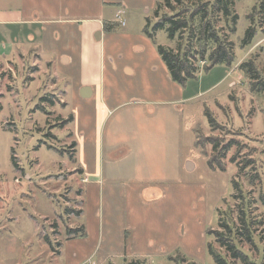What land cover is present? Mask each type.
Masks as SVG:
<instances>
[{
    "label": "rangeland",
    "instance_id": "374dc122",
    "mask_svg": "<svg viewBox=\"0 0 264 264\" xmlns=\"http://www.w3.org/2000/svg\"><path fill=\"white\" fill-rule=\"evenodd\" d=\"M259 1L240 0L235 4L239 19L234 34L228 20H220L217 25L236 47L232 68L217 66L206 73L202 72L206 63L201 62L198 79L186 85L188 101L177 105L184 126V165L193 161L195 170L183 173L182 190L168 186L171 190L163 201L164 217L148 222V229L154 231L143 229L144 222L136 232L131 230L132 236H139L138 242L147 254L137 258L130 253L115 254L104 264H215L209 253L212 243L229 264H243L233 261L225 248L215 244V235L210 234L214 230L226 232L220 227L225 221L240 223V200L234 199L236 182L248 193V215L254 221V243L240 237L241 250L254 263L264 264V91H254L251 81L238 69L242 62L256 60L264 81V15L252 12ZM123 6L114 3L108 8L117 10L116 14L124 12L122 17L131 29L128 33L141 32L156 51L157 45L176 49L177 41L169 40L164 31L157 33V45L145 35L147 19L152 25L157 21L154 9L149 13L141 9L125 11ZM140 24H144L142 29ZM251 24L258 34L251 47L241 49L240 42ZM115 28L120 32L124 29L121 25ZM3 46L0 52L4 51ZM30 60L27 56L24 63ZM28 67L24 72L16 65L6 64L0 54V264H66L64 256L55 250L64 243L69 227L86 229L88 224L87 214H76L88 203L87 198L79 196L86 186L79 172V153H75L78 137L74 113L61 102L57 90L48 86L49 73L44 70V74L35 76L32 63ZM206 110L221 128H210ZM198 137L200 146L206 147L211 156L212 146L208 142L203 145L207 138H217L223 144L236 140L241 149L237 153L239 148L233 147L221 160L225 172L212 171L207 158L195 148ZM234 155L236 163L231 162ZM247 159H254L255 164L242 170ZM98 188L97 201L91 208V221L98 225V232L91 233L88 247L93 249L91 261L95 263L107 249L110 235L105 243V212L101 187ZM178 211L180 216L175 219ZM120 222L117 218L113 223L117 230ZM112 235L114 239L118 236ZM131 239L127 241L131 243ZM153 242L163 248L162 254H156L159 246L150 249Z\"/></svg>",
    "mask_w": 264,
    "mask_h": 264
},
{
    "label": "crops",
    "instance_id": "0c3cea01",
    "mask_svg": "<svg viewBox=\"0 0 264 264\" xmlns=\"http://www.w3.org/2000/svg\"><path fill=\"white\" fill-rule=\"evenodd\" d=\"M159 1L0 0L2 58L24 72L32 63L35 76L46 70L48 86L74 113L75 153L86 186L79 196L88 203L76 214H87L88 224L87 237H72L68 230L81 226L69 227L64 243L55 250L66 264H104L115 254L145 256L139 236H132V231L139 230L142 222L143 229L154 231L148 229V222L164 217L168 186L182 190L183 173L195 170L193 161L184 165V126L177 107L188 101L187 88L171 80L155 47L141 32L128 33L131 29L117 20V10L108 8L115 3L124 5L125 11L149 13ZM116 25L124 29L120 32ZM27 56L31 60L24 63ZM98 187L105 243L110 235L107 249L95 263L88 247L91 233L98 232L91 221ZM179 216L178 211L175 219ZM117 218L119 230L113 224ZM113 233L118 234L115 239ZM157 247L156 254H162L159 243L153 242L150 249Z\"/></svg>",
    "mask_w": 264,
    "mask_h": 264
},
{
    "label": "trees",
    "instance_id": "16d2710c",
    "mask_svg": "<svg viewBox=\"0 0 264 264\" xmlns=\"http://www.w3.org/2000/svg\"><path fill=\"white\" fill-rule=\"evenodd\" d=\"M196 1L193 3H187L185 0L159 1L154 10V16L157 21L152 25L151 20L147 19V24L144 28L145 35L155 44L156 35L159 31H164L169 40L177 41L176 49L156 45L157 52L166 65L171 80L182 88H186L190 80L198 79L201 62L206 63L202 68V72L208 73L217 66L232 68L236 58L234 43L221 34L223 29L218 28L217 25L220 20H228L227 25L231 33L234 34L236 32L239 17L235 13L234 7L240 0ZM252 12L264 15V0H260ZM251 17L252 15L249 16V19ZM257 34V28L251 24L240 42V48L251 47ZM238 69L251 81L254 91H264V81L260 77V70L256 66V60L244 61L239 65ZM204 115L213 131L221 128L209 110H206ZM199 140L200 137L197 140L195 138V148L199 149L207 158L208 167L212 171L220 170L225 172L226 168L221 165V160L226 157V153H229L233 147L239 148L237 153L241 149L240 142L236 140L230 139L223 144L217 138H207L203 145L205 146L208 142L212 146L213 155L211 156L206 147L202 148L200 146ZM236 161L237 157L234 155L231 158V162L236 163ZM253 164H255L254 159H247V164L242 167V170ZM234 184L235 190H237L234 199L240 200L239 206H241L238 217L240 223L235 224L233 221L226 223L225 221L223 224L220 223V227H223L226 232L214 230L210 231V234L215 235V244L218 243L221 248H225L233 261L238 260L243 264H256L241 250L240 245V242H242L240 237H244L254 243L252 233L254 221H250L248 215V207H250L247 200L248 193H244L238 182ZM68 232L74 238L87 237L84 226L78 229H70ZM209 253L213 257L215 264H229L228 260L215 249L213 243L209 245ZM170 258L173 259L172 257ZM182 260L186 261L185 259ZM130 264L138 263L133 261Z\"/></svg>",
    "mask_w": 264,
    "mask_h": 264
},
{
    "label": "built area",
    "instance_id": "2783aa9c",
    "mask_svg": "<svg viewBox=\"0 0 264 264\" xmlns=\"http://www.w3.org/2000/svg\"><path fill=\"white\" fill-rule=\"evenodd\" d=\"M123 14H124V12L123 11H118V13H117V15H116V18H117V20L120 22V24L121 25H125V21H124V19H123Z\"/></svg>",
    "mask_w": 264,
    "mask_h": 264
},
{
    "label": "water",
    "instance_id": "95a60500",
    "mask_svg": "<svg viewBox=\"0 0 264 264\" xmlns=\"http://www.w3.org/2000/svg\"><path fill=\"white\" fill-rule=\"evenodd\" d=\"M187 165H188V167H190V166H191V165H190V163H188Z\"/></svg>",
    "mask_w": 264,
    "mask_h": 264
}]
</instances>
